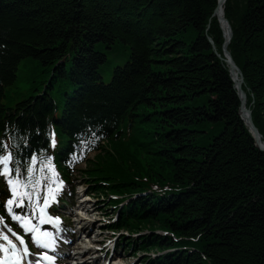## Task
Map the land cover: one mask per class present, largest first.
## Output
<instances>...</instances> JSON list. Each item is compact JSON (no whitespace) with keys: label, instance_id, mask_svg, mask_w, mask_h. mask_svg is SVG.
Listing matches in <instances>:
<instances>
[{"label":"trees","instance_id":"1","mask_svg":"<svg viewBox=\"0 0 264 264\" xmlns=\"http://www.w3.org/2000/svg\"><path fill=\"white\" fill-rule=\"evenodd\" d=\"M245 1L224 9L233 29L228 48L264 136V0ZM216 4L0 0V132L45 136L46 101L55 103L59 122L52 125L60 136L72 138L84 125L104 131L87 176L112 194L135 197L120 211L122 227L151 225L165 235L143 242L178 248L159 264H264V153L244 129L224 63L207 41L220 50L221 30L211 16ZM188 28L190 42L179 37ZM106 46L130 50V63L109 86L101 81V66L111 65ZM25 59L40 73L50 69L55 80L33 105L27 102V111L18 109L25 112L21 122L1 101ZM130 127L155 131L156 138L136 140Z\"/></svg>","mask_w":264,"mask_h":264},{"label":"snow or ice","instance_id":"2","mask_svg":"<svg viewBox=\"0 0 264 264\" xmlns=\"http://www.w3.org/2000/svg\"><path fill=\"white\" fill-rule=\"evenodd\" d=\"M51 144L55 147V140ZM25 146H28L27 140ZM80 158L73 154V160ZM52 159L41 150L40 156L32 152L22 165L10 146L0 141V176L4 177L10 193L4 203V213L0 214V264H52L55 259L45 251L54 249L55 234L42 228L49 224L59 230L61 224L60 216L47 211L64 183L59 179ZM45 185L47 194H44ZM16 208L27 211L17 212ZM29 242L41 251L33 254ZM33 255L35 261L27 259Z\"/></svg>","mask_w":264,"mask_h":264},{"label":"bare ground","instance_id":"3","mask_svg":"<svg viewBox=\"0 0 264 264\" xmlns=\"http://www.w3.org/2000/svg\"><path fill=\"white\" fill-rule=\"evenodd\" d=\"M234 2H235V0H217L216 7H215L211 16H212V18H217L219 20L218 25L220 24V29H221V31H220L221 32V39H220L221 45H220V50L217 51L216 47L212 41L213 46H214L212 53L218 60L223 59V61L225 62L227 67L224 66V69L226 70V72L228 74L227 76L231 82L232 88L235 85L236 93L238 94V97H239L240 108H238V110L241 109V111H242L241 118H242L243 122L246 123V125H247L246 127L244 126V129H247V127H248L249 130L252 131V126H251V121H250L251 115L250 114L253 110L249 109L248 106L246 105V97H245V89L246 88L243 85L241 78L239 77V74L237 72V68H236L235 64H233L232 61L230 60V58L228 57V56H231L228 45H229L230 40H231L233 29H232V25L228 21V19L226 17H224V9L226 8L227 3H229V5H233ZM244 2H246V1H244ZM217 19H216V22H217ZM208 28H209V26L206 25L204 27V31H207ZM187 32H188V30H186V32H184V33H181L179 37H182V39H183L184 34H186ZM80 42H81V44H84L82 39L80 40ZM112 49H113L112 51H109V48H107V46L102 48V50L106 53H115L119 56V60L117 61V63L111 64V65L101 66L102 75L105 76V78L101 77V81L108 86L113 80L114 73L120 71L121 68L127 66V64L130 63V57L128 56V53L130 52L129 48H124V47L119 46V47H113ZM125 50L126 51L128 50V52H125ZM204 56H208V55H204ZM67 57H70V55H67ZM27 61H29V59H27ZM33 62L35 63L34 60H33ZM35 66H37L36 63H35ZM44 70L45 69H43V71ZM43 71L39 74L41 76L40 80H38V81L35 80L37 82H34V80H32L30 82V84H32L33 86L31 89H29L26 92V96L19 95L17 89L14 88L17 77H18V73H17L18 70H16V72H15V75H14L15 78H14L13 83L6 88L9 91V93L5 94V97H4V99H2V101H5V100L12 101L11 104H13V106H11L10 109L14 110V112L11 115L16 116L18 118V120L21 122H23V119H25V115H24L25 112L23 113L22 111H19L18 109H21L23 111H27L28 110L27 109L28 108L27 102L30 101L31 104L33 105L37 101L38 97L40 95H42L44 90L47 89V87H48L49 76H50L51 70L46 69L45 72H43ZM48 90H49V88H48ZM44 98H46V97L44 96ZM46 105H48L49 107L44 113V116H46V117H44L42 126H45L46 123H53V122H55V125L58 124L59 121L56 119V112L54 110L55 109L54 108L55 103H53L52 101L51 102L46 101ZM14 106H16V107H14ZM2 109L4 110V107ZM94 126L97 127L98 124H95ZM88 127H89V125L82 126L84 131L88 130L89 129ZM108 128L111 129L112 126H110V127L108 126ZM130 128H131V136H132V138H135L136 140H141L144 143H149V142H151L150 139L156 138L155 136H152V135H144L140 130H136L133 127H130ZM73 130H75V129H73ZM74 133H76V131ZM153 133H155V131L151 132V134H153ZM148 137L150 139L147 140ZM257 142H258L259 146L264 147V140H262L261 137H258ZM151 144H153V143H151ZM254 145L256 146L255 142H254ZM164 184L166 185V187H169V188L171 186L170 182H168V181L163 183V185ZM148 185H149L148 186L149 188L153 187V188L158 189V192H163L158 187V185H160V184H148ZM81 208H82L81 209L82 212H85V214H87L88 217L95 214V211L93 210V206L89 205V203L81 204ZM78 216L80 217L79 220H81V214H79ZM97 241H99V239L96 238V243H97ZM95 247H96V245H89V246L85 245L84 248L86 249V252H89V251L90 252L86 253L87 255L85 254L84 257L81 258V261H79L80 263H78V264H94V261L90 260V257H88V256L96 254V253L98 254V252L96 250L94 251ZM117 255H118V252L113 253V255L110 258L111 264H113L114 261L120 259L119 257H117ZM98 256H99V258H101L102 255L101 256L98 255Z\"/></svg>","mask_w":264,"mask_h":264},{"label":"rangeland","instance_id":"4","mask_svg":"<svg viewBox=\"0 0 264 264\" xmlns=\"http://www.w3.org/2000/svg\"><path fill=\"white\" fill-rule=\"evenodd\" d=\"M244 1L245 0H235V2L237 3L238 6L240 5V3H245ZM216 19L217 18H215V20ZM217 22H219L218 19H217ZM219 28H220V24H219ZM193 38H194V33H193L191 28H188V32L186 34H184L183 40L186 41V42H190L191 40H193ZM125 52H128V50L127 51L125 50ZM108 59L111 62L117 63V59L113 58V56L111 54L108 56ZM219 61L221 63H224V66H226V64L223 61V59H221ZM235 66L237 68V72L239 74V77L241 78V80L243 82V85L246 88L245 82L243 80V76L241 74V71H240L239 67L236 65V63H235ZM95 71H96V68H95ZM17 73H18V77H17V80H16L14 88L17 89L19 95L26 96V92L29 89H31L32 86H33L32 84H30V82L32 80H37V81L40 80V77H41L39 75L40 74V69L35 66V63L33 61H26L25 60V61H23L21 66H19V71ZM102 78H105V76L103 75ZM53 80H55V75L52 74V72H51L50 76H49V82H51ZM58 81H59V83H60V85L62 87H68V85H69L68 81H66V80L64 81V80H60L59 79ZM233 90H234L235 95H236L238 108H240V106H239L240 101H239L238 94L236 93L235 85L233 86ZM245 97H246V105L248 106L249 109H251L253 107V103L254 102H253V100H251V101H249L247 103V89H245ZM11 102L12 101L5 100V101H3V104L5 106L11 107V106H13V104H11ZM199 104H200L199 102L198 103H194V105H199ZM238 115H239V117H240V115H242L241 112H239V110H238ZM257 131H258V129H257ZM152 136H155V134L153 133ZM259 137H261V139L264 140V136L261 135L260 133H259ZM148 139H150V138L148 137L147 140ZM91 156L92 155H90V157ZM83 166L84 165H82L79 169H81ZM82 188H84V187L82 186ZM93 201H94V205L96 206V208L100 209V213L104 215V217H103L104 219H102L101 216L97 219V221H96L97 226H101V227L106 226L107 223H104V222H107V221H109L110 219H112L114 217V210L109 209V207L104 203L105 197L102 194L99 197L94 196V200ZM96 217H97V215H96ZM101 220H103L104 222H102ZM142 229L143 230H141V231H144V233L142 234V236H139L138 238H136L138 240H139V238L149 239L151 237V234L153 232L155 233V231H156L154 229V227H152L151 225H145ZM120 234L121 233L115 234V236H118L116 238L117 240L115 241L116 242L115 245H116V249L119 252L118 256H120V258L122 259L121 260V264H149L148 263L149 260H152L153 257H158V256H155L154 253H152V252L144 251V250H141V249L138 250V251H140V252H138L136 250V248H132V246L129 247V245H132V242L129 241V239H131V238L126 239L128 241L124 240V242L122 243L121 237L119 236ZM103 235H106V234H103ZM103 235H98V236L103 238ZM143 239H140V240L143 241ZM132 241H134V239H132ZM151 246H152L151 244L144 243V247H146L148 249L151 248ZM176 252H178L177 248H175V250H172L170 248V249H167V250L164 249V251H162L161 253H164V255L165 254L167 255V254H174Z\"/></svg>","mask_w":264,"mask_h":264},{"label":"water","instance_id":"5","mask_svg":"<svg viewBox=\"0 0 264 264\" xmlns=\"http://www.w3.org/2000/svg\"><path fill=\"white\" fill-rule=\"evenodd\" d=\"M207 40H208V42L211 44L212 49H213L214 46H213L212 40H211L210 38H208ZM228 57L230 58V56H228ZM230 60H231V58H230ZM231 61H232V60H231ZM232 63H233V62H232ZM233 64H234V63H233ZM239 112L242 113L241 109H239ZM250 115H251V114H250ZM240 117H241V115H240ZM241 119H242V118H241ZM250 121H251L252 131H250L248 127H247V129H248L249 133L251 134V136H252V138H253V140H254L256 146L258 147V149L264 152V147H263V146H259V144H258V142H257V139H258V137H259V134H258V131H257L256 127L254 126V124H253V122H252V118H251V117H250ZM245 126H247V125L245 124Z\"/></svg>","mask_w":264,"mask_h":264}]
</instances>
